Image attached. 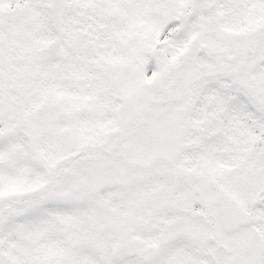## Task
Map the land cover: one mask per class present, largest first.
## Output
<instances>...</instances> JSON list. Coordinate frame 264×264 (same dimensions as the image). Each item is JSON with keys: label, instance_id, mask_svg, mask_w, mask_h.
Segmentation results:
<instances>
[{"label": "snow or ice", "instance_id": "snow-or-ice-1", "mask_svg": "<svg viewBox=\"0 0 264 264\" xmlns=\"http://www.w3.org/2000/svg\"><path fill=\"white\" fill-rule=\"evenodd\" d=\"M0 264H264V0H0Z\"/></svg>", "mask_w": 264, "mask_h": 264}]
</instances>
